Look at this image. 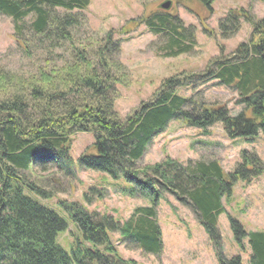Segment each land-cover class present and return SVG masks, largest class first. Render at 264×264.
<instances>
[{
	"label": "trees",
	"instance_id": "16d2710c",
	"mask_svg": "<svg viewBox=\"0 0 264 264\" xmlns=\"http://www.w3.org/2000/svg\"><path fill=\"white\" fill-rule=\"evenodd\" d=\"M88 5L89 0H0V15L13 22L17 49L34 59L31 71L22 76L0 68V264H136L117 254L111 240L115 233L144 254L157 255L162 240L155 206L162 193L193 212L218 250L222 200L230 197L234 183H249L263 172L255 153L241 151L240 162L227 174L215 160L182 164L166 159L144 170L136 162L172 119L203 135L219 123L229 139L251 138L258 130L264 139V19L254 20L242 9L229 11L219 23L223 35L245 21L251 28L247 41L229 56L210 61L201 74L163 80L149 100L121 119L114 110L115 85L124 74L120 41L112 33L92 43L76 37L81 11ZM28 16L31 21L24 24ZM142 24L162 38L155 50L165 58L189 53L196 45L193 29L167 11L150 14ZM67 48V57L57 53ZM208 78L237 92L243 107L237 115L223 105L206 106L179 95ZM76 133H91L94 139L92 152L78 158L81 168L114 180L123 177L134 186L130 196L147 195L150 206L136 208L120 222L76 203L63 205L80 234L67 252L55 241L66 231V220L31 197L47 200L49 194L26 181L22 172L35 166L61 168L63 163L70 168L69 143ZM227 219L235 241H247L249 264H264V232H245L238 221ZM217 260L241 264L239 256L226 259L220 251Z\"/></svg>",
	"mask_w": 264,
	"mask_h": 264
},
{
	"label": "rangeland",
	"instance_id": "374dc122",
	"mask_svg": "<svg viewBox=\"0 0 264 264\" xmlns=\"http://www.w3.org/2000/svg\"><path fill=\"white\" fill-rule=\"evenodd\" d=\"M164 2H170L168 10L161 9ZM240 9L248 12L254 20L264 19V0H89L87 8L81 11L80 27L75 34L81 40L89 38V43L100 40L107 33H112L114 39L120 41L118 61L124 68V74L117 78L119 83L115 85L117 98L114 110L123 119L141 102L149 100L163 80L181 74H201L210 61L219 56H229L240 43L246 42L251 28L245 21L240 23L237 31L225 36L219 28L220 21L229 11ZM162 11L177 16L185 28L193 29L196 45L189 53L165 58L156 52L163 40L150 33L142 20ZM30 21L28 16L23 23ZM17 44L12 20L0 15V68L22 76L31 71L28 66L34 59L22 54ZM68 50L60 49L57 53L67 57ZM93 50L91 44L89 51ZM179 95L206 106L223 105L232 116L243 108L238 103L240 97L236 91L212 78L181 89ZM93 141L91 133H76L71 137L70 168L63 163L61 168L57 165H49L45 169L35 166L22 172L26 181L49 194L47 200L31 197L66 220V231L59 233L55 241L67 252L80 234L68 220L63 205L76 203L86 211L107 214L120 222L127 220L136 208L150 206L149 196H130L134 186L123 177L114 180L105 173L80 167L78 158L92 152ZM243 150L255 153L263 165V172L249 183H234L230 197L222 200L225 213L217 219L218 250L193 212L174 196L162 193L155 206L162 240L160 253L144 254L115 233L111 240L117 254L123 260L136 264H218L217 252L220 251L226 259L239 256L241 264H249L247 241L243 240L242 244L235 241L227 217L238 221L245 232H264V139L260 130L254 137L232 140L226 137L219 123L203 135L201 129L172 119L163 132L152 138L136 167L144 170L166 159L182 164L215 160L227 174L240 162Z\"/></svg>",
	"mask_w": 264,
	"mask_h": 264
},
{
	"label": "water",
	"instance_id": "95a60500",
	"mask_svg": "<svg viewBox=\"0 0 264 264\" xmlns=\"http://www.w3.org/2000/svg\"><path fill=\"white\" fill-rule=\"evenodd\" d=\"M160 7L162 10H168L170 8V2H164Z\"/></svg>",
	"mask_w": 264,
	"mask_h": 264
}]
</instances>
